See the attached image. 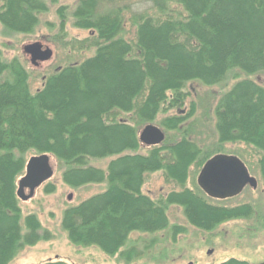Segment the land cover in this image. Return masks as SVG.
Listing matches in <instances>:
<instances>
[{"label": "trees", "instance_id": "trees-1", "mask_svg": "<svg viewBox=\"0 0 264 264\" xmlns=\"http://www.w3.org/2000/svg\"><path fill=\"white\" fill-rule=\"evenodd\" d=\"M56 1L0 0V24L6 32L31 35ZM105 1L79 0L70 14L59 5L57 37H65L72 17L74 26L90 31L79 44L95 53L44 76L35 92L25 63L0 52V264H11L24 246L52 238L37 213L24 212L21 202L30 199L17 195L29 155L49 154L73 189L106 185L68 205L61 226L72 244L127 261L154 248L160 232L170 229L176 237L185 231L171 223V205L203 230L255 212L251 203L227 204L229 199H213L197 183L187 185L192 172L226 153L227 143L254 149L256 159H242L264 183V83L258 80L264 73V0H156L151 11L130 17L132 39L124 34V9L102 13ZM192 84L224 89L198 96V102L190 99ZM212 107L217 140L204 145L194 135L198 110ZM148 124L163 129L161 143L141 141ZM101 160L106 168L95 165ZM158 172L181 189L151 198L144 186ZM56 190L50 180L44 187L47 195ZM132 233L156 237L133 240ZM40 264L70 263L55 258ZM219 264L251 263L229 258Z\"/></svg>", "mask_w": 264, "mask_h": 264}, {"label": "rangeland", "instance_id": "rangeland-1", "mask_svg": "<svg viewBox=\"0 0 264 264\" xmlns=\"http://www.w3.org/2000/svg\"><path fill=\"white\" fill-rule=\"evenodd\" d=\"M46 1L50 2V0ZM78 1L57 0L51 3L50 10L40 15L41 24L36 32L31 35L6 32L0 24V52H2V57L11 59L18 56L25 63L31 71V89L33 92L42 86L44 76L54 72L55 69L81 62L95 53V48H85L79 44L89 37L90 31L74 26L72 17H68L65 37H57L60 32V18L57 14V8L59 5H67L70 14ZM155 4L156 0H108L103 2L99 11L106 13L113 9L123 8L126 18L124 34L127 39H132L135 37V27L132 26L130 17L151 11ZM170 5L173 8L177 7L173 4ZM49 23L54 24L55 27H51ZM36 41H41L53 50L52 58L41 63L38 67L31 64L30 55L24 51L25 45ZM258 80L264 83V73L258 76ZM191 87L196 88V90L193 89L194 94H191L190 99L196 98L198 102L199 97L203 94L211 91L220 93L224 89L221 86L207 87L198 84H192ZM203 100L204 98L201 99L202 102ZM211 103H214L213 99ZM213 111L214 107L207 113L204 109L198 110L197 117H199L200 123L197 124L196 131L199 134L195 132L194 135L204 145H212L217 140ZM121 115V118L128 116V114L123 113ZM224 146L222 151H226L227 154L243 157L250 163L253 156L256 159V152L252 147L237 143H227ZM95 165L106 168L107 160L97 161ZM53 166L55 172L50 181L56 184V192L48 195L44 193V187L48 181L36 190L32 199L21 202L25 213H37L44 228L52 234V238L48 241L38 242L34 246H24L11 264H40L55 258H61L70 264H189L190 262L193 264H219L229 258L243 259L251 264L264 262V183L261 181L260 175L254 171L251 174L258 179V187H247L241 194L226 202L231 205L251 203L255 207V212L250 218L231 219L221 223L213 230H203L188 222L182 207L171 205L169 209L171 223L180 224L185 231L176 234V237L170 229L160 232L157 235L159 242L154 248L147 250L141 258L127 261L120 255L112 257L93 246L78 247L70 242L67 232L61 226L63 210L68 205H76L84 199L104 191L106 185L94 183L73 189L63 181L62 170L59 169L55 160H53ZM199 172L197 175L195 171L191 173L188 187L197 183L196 178ZM162 177L160 172L151 174L144 186V192L156 199L160 197V194L168 193L172 189H181L180 186L169 184ZM70 194L72 195L71 200L68 199ZM140 236L150 240L156 237V234L132 233L131 239L136 240ZM150 243L148 241V244ZM137 246L138 250H144L143 241H140Z\"/></svg>", "mask_w": 264, "mask_h": 264}, {"label": "water", "instance_id": "water-1", "mask_svg": "<svg viewBox=\"0 0 264 264\" xmlns=\"http://www.w3.org/2000/svg\"><path fill=\"white\" fill-rule=\"evenodd\" d=\"M24 51L30 55L34 66L50 60L53 56V50L41 41L25 45ZM140 139L146 145H157L165 139V133L160 127L148 124L141 131ZM54 172L53 160L49 154L29 157L25 174L18 183V197L22 200L33 198L36 190L49 181ZM197 183L208 196L222 200L238 196L248 185L252 188L258 187V179L250 173L245 162L237 155L226 153L215 154L206 161L199 172ZM68 198L72 199V195Z\"/></svg>", "mask_w": 264, "mask_h": 264}, {"label": "bare ground", "instance_id": "bare-ground-1", "mask_svg": "<svg viewBox=\"0 0 264 264\" xmlns=\"http://www.w3.org/2000/svg\"><path fill=\"white\" fill-rule=\"evenodd\" d=\"M21 178H22V177H21ZM21 178H20V179H21ZM20 179H19V180H20ZM19 180H18V183H19ZM17 189H18V184H17ZM146 194H148V193H146ZM17 195H18V194H17ZM148 195H149V194H148ZM149 196H150V195H149ZM150 197H151V196H150ZM151 198H152V197H151ZM68 199H69V198H68ZM69 200H71V199H69Z\"/></svg>", "mask_w": 264, "mask_h": 264}, {"label": "flooded vegetation", "instance_id": "flooded-vegetation-1", "mask_svg": "<svg viewBox=\"0 0 264 264\" xmlns=\"http://www.w3.org/2000/svg\"><path fill=\"white\" fill-rule=\"evenodd\" d=\"M198 184V183H197ZM199 186V185H198ZM212 198V197H211ZM233 198V197H232ZM213 199H216V198H213ZM227 199H231V198H227ZM216 200H222V199H216ZM223 200H226V199H223Z\"/></svg>", "mask_w": 264, "mask_h": 264}]
</instances>
